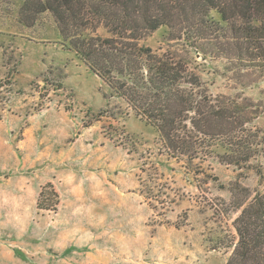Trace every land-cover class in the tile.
I'll return each instance as SVG.
<instances>
[{
	"label": "rangeland",
	"instance_id": "374dc122",
	"mask_svg": "<svg viewBox=\"0 0 264 264\" xmlns=\"http://www.w3.org/2000/svg\"><path fill=\"white\" fill-rule=\"evenodd\" d=\"M25 2L0 0V264H226L235 203L264 195V151L250 170L168 158L157 130L69 50L53 15ZM145 44L177 45L167 27ZM258 62L208 56L197 72L212 95L264 111ZM249 128L264 139V113Z\"/></svg>",
	"mask_w": 264,
	"mask_h": 264
},
{
	"label": "trees",
	"instance_id": "16d2710c",
	"mask_svg": "<svg viewBox=\"0 0 264 264\" xmlns=\"http://www.w3.org/2000/svg\"><path fill=\"white\" fill-rule=\"evenodd\" d=\"M24 10L53 15L69 50L157 130L168 158L250 170L263 153L264 139L249 128L261 105L212 95L197 69L208 56L264 62V0H26ZM161 27L177 47L157 52L145 44ZM235 209L238 239L226 264H264V195Z\"/></svg>",
	"mask_w": 264,
	"mask_h": 264
}]
</instances>
